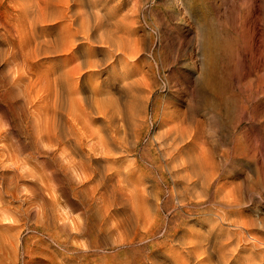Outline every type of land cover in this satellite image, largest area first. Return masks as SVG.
<instances>
[{"label":"rangeland","instance_id":"374dc122","mask_svg":"<svg viewBox=\"0 0 264 264\" xmlns=\"http://www.w3.org/2000/svg\"><path fill=\"white\" fill-rule=\"evenodd\" d=\"M29 2L0 0V264H264V0H74L76 11L85 16L90 27L94 25L93 32L106 40L108 31L119 26V33L136 38L140 49L139 58L129 57L128 74L121 75L131 76L129 81L135 79V86H126L127 79L120 82L124 88L119 84L111 87L115 80L111 78L108 85L97 88L101 93L96 96L102 97L101 101L104 98L102 104L98 101L100 106L113 111L119 105L134 109L138 116L131 119L125 135L129 143L126 140L113 151L102 139L105 121L90 113L85 121L80 120V128L74 125L72 129L71 138L81 143L72 140L74 144H62L65 147L53 143L55 120L59 117L55 125L60 130L64 127V133L70 121L67 111L54 117L55 85L49 88L55 70L62 69V57L59 53L27 56L28 46L33 48L40 39L30 42L27 37L30 21L24 5ZM122 22L129 27L123 29ZM97 24L102 25L100 29ZM38 29L40 34L42 28ZM24 32L27 34L22 35ZM103 39L90 44L94 49L91 57L109 62L112 58ZM117 65L125 67L122 62ZM99 69L87 76L93 87L109 72L114 75L110 68ZM43 83L48 91L53 88L51 93ZM47 93L51 95L47 97ZM42 116L50 129L43 127ZM182 133L187 135L182 138L189 140L182 139ZM176 145L179 148L173 149ZM106 148L111 150L107 158L103 155ZM68 154L73 158L68 156L70 163L65 157ZM90 155L99 159L87 163L85 173L72 166V160L84 163ZM144 222L150 224L142 229ZM126 223L134 229H128ZM202 233V243L213 237L209 253L199 250L200 255L192 256L186 243L192 234ZM220 243L225 244L219 247Z\"/></svg>","mask_w":264,"mask_h":264},{"label":"bare ground","instance_id":"6f19581e","mask_svg":"<svg viewBox=\"0 0 264 264\" xmlns=\"http://www.w3.org/2000/svg\"><path fill=\"white\" fill-rule=\"evenodd\" d=\"M35 1V0H34ZM82 1V0H81ZM27 2V1H26ZM28 2H29V0H28ZM80 3V2H79ZM75 4H76V2H74V0H37V2L36 3H31V2H29V4H27L26 3V5H24L25 6V8H24V12H25V16H27L28 17V19H29V21H30V27L28 26L27 28H28V32L27 31H25V32H27L29 35L27 36L28 37V40L31 42V40L34 42V40L36 41L38 38H40L39 40H37L36 42H35V44H34V47L33 48H30V46H28L29 47V49H28V52H27V56H29L30 58H33V57H37V56H39V55H42V54H45V55H51L52 53H54V54H56V53H59V55L62 57V59H61V62H62V69L60 70V71H58V69H57V71L55 70V76L54 77H52V76H50V79H51V77H52V79L54 80V83L53 84H51V83H49V84H51L50 86H49V88L52 86V87H54L53 85H55V92H52V96H53V93H54V96H53V101H54V108H55V110H56V115L54 116V117H58V116H60L61 114H63V113H65L66 111H67V115L70 117V121H68V123H69V126L66 128L67 129V131L68 132H66V133H64L63 131H62V129L64 128H62L61 130H60V128L59 129H57L56 128V123H57V119L59 118H55L56 120H55V124L53 125L54 127H55V129H51L52 130V132H54V134H53V138H54V142L52 141L53 139L52 138H50V140L53 142V143H55L54 145L55 146H64L65 147V145H62V144H65V143H68L69 145L71 144V143H73V141H76L77 139H73V138H71V135H73V131H72V129L74 130L75 128H74V125L75 126H77V127H79V125H82V124H79L80 123V120L82 119V120H84L83 118L85 117V115H88L89 113L90 114H96V116H98V117H100V118H102V120L103 121H105V124H104V127L105 128H103L104 129V131H105V134H104V132H103V136H102V139H103V142H104V145H106V147H108V149H112V151H113V149H115V148H118V147H120V146H124V144H126L129 140L126 138V133H127V131L131 128V126H132V118H135V116L137 115L136 114V112H135V110L133 111V110H129L128 108H127V110H125V109H123L121 106H117V108H113L112 106H113V103H111V101H112V99L110 100V102L108 101L109 99L107 98L106 100L108 101L107 103H110V104H112V108L114 109H112L113 111H110V107L108 108V109H106V108H104V107H102V106H105L104 104L102 105V106H100V103L98 102V101H101L100 99L102 98H100L99 99V97L98 96H96V95H98V93H101L100 91V89H97V88H101V85H103V83L104 84H109L110 83V80H111V78L112 79H115L114 80V82H111V87H113V86H116V85H122V83L120 84V82H123V81H126L127 79H128V81H129V78L131 77H129V75L127 76H124V77H121V75H123V73L124 72H126L127 74H128V68H126V66H128L130 63H129V57H131V58H139V47H138V42H137V40H136V38L134 39V38H130L129 36H127L126 34H123V33H119V26H117V28L116 29H110L108 32H109V34L107 35V39L106 40H104L103 39V37H102V35H99L97 32H96V30L93 32V29H92V27H94V25L92 26L91 25V27H90V25H89V23H87L86 21L87 20H85V16L83 17V15L80 13V11H76L77 9L75 8L76 6H75ZM78 10H80V9H78ZM82 11V10H81ZM86 11V10H85ZM90 12V11H89ZM86 13V12H85ZM88 13V12H87ZM86 13V14H87ZM97 13V12H96ZM93 14H95V13H93ZM98 14V13H97ZM96 14V15H97ZM91 15V14H90ZM88 16V15H87ZM91 17V16H90ZM90 17H87V18H90ZM96 17V16H95ZM98 17V16H97ZM102 17V16H101ZM92 19V18H91ZM95 19V18H94ZM105 19H106V17H105ZM27 20V19H26ZM99 20V19H98ZM120 20V19H119ZM101 21V20H100ZM99 21V22H100ZM103 21H104V18H103ZM125 21V20H124ZM97 22V21H96ZM98 22V23H99ZM118 23V22H117ZM91 24V23H90ZM94 24V23H93ZM105 24V23H104ZM109 24H110V22H109ZM122 24H124V25H122V27H123V29L124 28H127V27H129V24L128 23H125V22H122ZM24 25V24H23ZM98 25V28H99V25L100 24H97ZM96 25V26H97ZM27 26V25H26ZM102 25H100V27H101ZM104 26V25H103ZM42 28V30H41V32H40V34L38 33L40 30L38 29V28ZM53 28H55L54 30H53ZM119 28V29H118ZM21 29V28H20ZM95 29V28H94ZM100 29V28H99ZM99 29H97V30H99ZM122 29V28H121ZM52 30V31H51ZM104 30V29H103ZM102 30V31H103ZM54 31H56V32H54ZM21 33L22 35H26L27 33ZM124 32V31H123ZM127 32V31H126ZM50 35H49V34ZM131 33V32H130ZM107 34V33H106ZM32 36L34 39H30V37L29 36ZM51 35H52V37H51ZM20 37H21V35H20ZM100 38H102L103 39V45L104 46H106L107 47V49H108V54H109V57H110V61L108 62V61H104V60H100V58H99V60H95V59H93L92 57H91V54L94 52V49H92L91 47H90V44L92 45V43L93 42H98L99 40H100ZM32 42V43H33ZM143 43V42H142ZM22 44V43H21ZM28 44V43H27ZM30 44V43H29ZM94 44V43H93ZM100 44V43H99ZM14 46V45H13ZM31 46H33V45H31ZM25 47V46H24ZM24 47H23V49H24ZM27 47V48H28ZM26 48V47H25ZM106 49V48H105ZM77 51V53L75 54V55H72V52L73 51ZM26 51H27V49H26ZM143 51V50H142ZM14 54V53H13ZM72 55V56H71ZM27 56H25V59H26V57ZM96 56V55H95ZM24 57V56H23ZM29 57H28V59L27 60H29ZM103 58V57H102ZM37 59V58H36ZM105 59V58H104ZM108 60V59H107ZM35 62H36V60H35ZM118 62H122L123 63V65L125 66V67H118ZM22 63H24V62H22ZM31 63V62H30ZM17 64V63H16ZM36 64V63H35ZM121 64V63H120ZM18 65H19V63H18ZM29 65V64H28ZM35 66V65H34ZM104 66V67H103ZM18 67V66H17ZM26 67V66H25ZM25 67H24V69H25ZM15 68V67H14ZM99 68H101V69H99ZM106 68H110V69H112L113 70V73H114V75H112L111 76V74H110V72H109V74L108 75H106V77L102 80V81H100V82H98L97 84H94L95 86L93 87L92 86V84L90 83V82H88V80H87V76L88 75H90L91 74V70H100L101 72H102V70L103 71H105L106 70ZM21 69V68H20ZM47 71V70H46ZM107 71V70H106ZM54 72V71H53ZM99 73V72H98ZM97 73V74H98ZM28 74V73H27ZM47 75V74H46ZM22 76H24V75H22ZM91 76V75H90ZM143 77V76H142ZM25 78V77H24ZM37 78V77H36ZM49 78V77H48ZM137 78V77H136ZM20 79V78H19ZM43 80H44V78H43ZM46 80V79H45ZM48 80V79H47ZM52 80V81H53ZM133 80V79H132ZM137 80H139V79H137ZM22 81V80H21ZM24 81V80H23ZM31 81V80H30ZM38 81V80H37ZM90 81V80H89ZM97 81V80H96ZM95 81V82H96ZM127 81V83H126V86H128V87H130L129 85H133V86H135V84H137L136 82L134 83V81H136L135 79H134V81H129L128 82ZM93 82V81H92ZM138 82V81H137ZM141 82V81H140ZM26 83H28V82H26ZM38 83V82H37ZM46 83H47V81H46ZM32 84V83H31ZM35 84V83H34ZM33 84V85H34ZM44 85H45V83H43ZM124 84V83H123ZM138 84H141V83H138ZM155 84H157V83H155ZM0 85H2V84H0ZM125 85V84H124ZM124 85H122V87L124 86ZM24 86V85H23ZM34 86H36V89H37V84L36 85H34ZM43 86V85H42ZM44 88L46 87L47 88V90L46 91H48V87H47V85H45V86H43ZM43 87H42V89H43ZM117 87V86H116ZM121 86H120V88H122ZM26 88V87H25ZM24 88V89H25ZM32 88V86H30V89ZM35 87H33V89H34ZM40 88H41V86H40ZM107 88H110V87H107ZM119 88V87H118ZM119 88V89H120ZM124 88V87H123ZM127 88V87H126ZM133 88V87H132ZM32 89V90H33ZM51 89H53V88H51ZM51 89H50V91H48V92H50L51 93ZM111 89V88H110ZM118 89V90H119ZM27 90V89H26ZM25 90V91H26ZM39 90V89H38ZM106 90V89H105ZM122 90V89H121ZM128 90H129V88H128ZM6 91V90H5ZM33 91H35V89L33 90ZM33 91H32V93H33ZM40 91V90H39ZM42 91V90H41ZM40 91V92H41ZM44 91V90H43ZM53 91V90H52ZM107 92L109 91V90H106ZM124 91V90H123ZM134 91V90H133ZM150 91V90H149ZM14 92V91H13ZM29 92H30V90H29ZM104 92V91H103ZM114 92V91H113ZM151 92V91H150ZM149 92V93H150ZM39 92H37V94H38ZM84 93V94H83ZM85 93H86V95H85ZM106 93V92H105ZM111 93V92H110ZM130 93H131V91H130ZM132 93H135V92H132ZM29 94V93H28ZM36 94V95H37ZM81 94H83L84 96H82ZM88 94V95H87ZM90 94V95H89ZM108 94V93H107ZM119 94V93H118ZM121 94V93H120ZM36 95H35V97H36ZM51 95V94H50ZM48 93H47V97L48 96H50ZM81 95V96H80ZM101 95H103V93L101 94ZM130 95V94H129ZM135 95V97L138 95V94H134ZM32 96V95H31ZM38 96H39V94H38ZM45 96V95H44ZM100 96V95H99ZM105 96V95H104ZM113 96H115V95H113ZM121 96V95H120ZM46 97V98H47ZM96 97H97V99H96ZM108 97V96H107ZM119 97V96H118ZM141 97V96H140ZM92 98V99H91ZM122 98V97H121ZM138 98H139V96H138ZM27 99V98H26ZM36 99V98H35ZM51 99V98H50ZM99 99V100H98ZM104 99V98H103ZM103 99H102V101H103ZM114 99V98H113ZM116 99V98H115ZM124 99H125V97H124ZM128 99H131V98H128ZM144 99V98H143ZM3 100V99H2ZM16 100H17V98H16ZM120 100V99H119ZM137 100V99H136ZM146 100V99H145ZM101 101V104L103 103ZM115 101V100H114ZM124 101V100H123ZM139 101V100H138ZM142 101H144V100H142ZM115 102H117V101H115ZM114 102V103H115ZM120 102V101H119ZM119 102H117V103H119ZM127 102V101H126ZM125 102V103H126ZM130 102V101H129ZM134 102V101H133ZM47 103H49V101L47 102ZM50 103H52L53 104V102H50ZM106 103V104H107ZM121 103L122 102H120L119 104L121 105ZM52 104H50V105H52ZM109 104V105H110ZM116 104V103H115ZM127 104V103H126ZM125 104V105H126ZM129 104V103H128ZM132 104V103H131ZM49 105V106H50ZM137 106H138V104H136ZM144 105V104H143ZM45 106H47V105H45ZM48 106V110H51V109H49V108H52V107H49ZM128 106V105H127ZM132 106V105H131ZM130 105H129V107H131ZM142 106V105H141ZM114 107H116V106H114ZM133 108L135 107L136 108V106H132ZM131 107V108H132ZM47 108V107H46ZM145 108V107H144ZM53 109V108H52ZM45 110V109H44ZM47 110V109H46ZM45 110V111H46ZM47 110V112L49 113V111ZM54 110V111H55ZM116 110V111H115ZM176 110V109H175ZM41 111V110H40ZM141 111V110H140ZM165 111V110H164ZM146 112V111H145ZM46 113V112H45ZM50 113H51V111H50ZM52 113H53V111H52ZM55 113V112H54ZM41 114V113H40ZM148 114V113H147ZM166 114V113H165ZM177 114H178V112H177ZM42 115H44L43 113H42ZM171 115V114H170ZM52 116V118L51 119H54L53 118V114L51 115ZM141 116V115H140ZM144 116V115H143ZM175 115H173L172 117H174ZM41 117V116H40ZM43 117V116H42ZM44 117H45V115H44ZM44 117L41 119L42 121V123H43V127L45 126V125H48L47 127H45V128H48V129H50V126L51 125H49L48 123L47 124H44V123H46L47 121H45L44 122V120H46V119H44ZM50 117V116H49ZM48 117V118H49ZM91 117V116H90ZM97 117V118H98ZM136 117H138V116H136ZM145 117V116H144ZM61 118V117H60ZM87 118V117H86ZM99 118V119H100ZM180 118V117H179ZM11 119V118H10ZM51 119L49 120V121H51ZM68 119V118H67ZM88 119V118H87ZM171 119V118H170ZM186 119V118H185ZM30 120V119H29ZM40 120V119H39ZM60 120V119H59ZM97 120V119H96ZM136 121H137V119H135ZM134 120V121H135ZM161 120V119H160ZM181 120V119H180ZM22 121V120H21ZM85 121V120H84ZM84 121H81V122H84ZM88 121V120H87ZM90 121V120H89ZM94 121H95V119H94ZM103 121H101V122H103ZM52 122V121H51ZM51 122H49V123H51ZM176 122V121H175ZM191 122V121H190ZM189 122V123H190ZM40 123V122H39ZM61 123V122H60ZM68 123H67V125H68ZM92 123V122H91ZM137 123H138V121H137ZM10 124V123H9ZM41 124V123H40ZM39 124V125H40ZM79 124V125H78ZM84 124H85V122H84ZM87 124H89V123H87ZM141 124V123H140ZM177 123H175L174 125H176ZM86 125V124H85ZM102 125H103V123H102ZM106 125V126H105ZM136 125V124H135ZM151 125V124H150ZM172 125V124H171ZM180 125V124H179ZM178 125V126H179ZM200 125V124H199ZM16 126V125H15ZM41 126V125H40ZM40 126H39V130H40ZM52 126V128H54ZM58 126V125H57ZM137 126H138V124H137ZM140 126V125H139ZM43 127H42V129H43ZM86 128V126H83V128ZM91 127V126H90ZM172 127V126H171ZM183 127V126H182ZM197 127H198V125H197ZM196 127V128H197ZM12 128V127H11ZM80 128V127H79ZM78 128V129H79ZM95 128V127H94ZM97 128V127H96ZM107 128V130H105ZM38 129V128H37ZM48 129H43L44 131H48V132H50L51 130H48ZM57 129V130H56ZM134 129V128H133ZM167 129V128H166ZM174 129V128H173ZM185 129V128H184ZM190 129V128H189ZM38 130V131H39ZM77 130V129H76ZM81 130H82V128H81ZM81 130H78L79 132L81 131ZM94 130V129H93ZM99 130H101V129H99ZM141 130V129H140ZM179 130V129H178ZM180 130H182V129H180ZM187 130V129H186ZM37 131V132H38ZM77 131V132H78ZM83 131H84V129H83ZM86 131H87V129H86ZM94 131H96V130H94ZM134 131V130H133ZM132 131V132H133ZM161 131H163V130H161ZM167 131V130H166ZM169 131V130H168ZM172 131V130H171ZM176 131H177V128H176ZM175 131V132H176ZM188 131V130H187ZM187 131H186V133H185V131L183 132V133H185V134H187ZM41 132V131H40ZM46 133V134H50V133ZM75 132V131H74ZM85 132V131H84ZM100 132V131H99ZM132 132H130V134H132ZM191 132V131H190ZM41 133H43V132H41ZM40 133V134H41ZM81 133V132H80ZM80 133H76V134H80ZM92 133V132H91ZM94 133V132H93ZM123 133H125L124 135H123ZM159 133H161L160 131H159ZM166 133V132H165ZM169 133V132H168ZM177 133V132H176ZM181 133V132H180ZM179 133V134H180ZM181 134L180 136H181V138L185 135V134ZM196 133V132H195ZM140 134V133H139ZM158 134V133H157ZM156 134V135H157ZM189 134V135H188ZM188 137H192L191 135H190V133L188 132ZM193 134V133H192ZM38 135V134H37ZM36 135V136H37ZM45 134H43V137H45L44 136ZM85 135H87V133L85 132ZM134 135V134H133ZM187 135H185L184 137L186 138V136ZM199 135V134H198ZM39 136V135H38ZM84 136V135H83ZM82 135L80 136V137H83ZM180 136L178 137V139L179 140H181L180 139ZM22 137V136H21ZM47 137H48V140H49V136L47 135ZM73 137H74V135H73ZM76 137H78V136H76ZM79 137V138H80ZM88 136H86V138H87ZM134 137V136H133ZM138 137V136H137ZM163 137H164V135H163ZM198 136H196V139L195 140H197L198 138H197ZM1 138V137H0ZM78 138V139H79ZM154 138V137H153ZM158 138V137H157ZM176 138H177V134H176ZM36 139V138H35ZM80 139H82V138H80ZM85 139V138H84ZM139 139V138H138ZM161 139V138H160ZM167 139V138H166ZM171 139V138H170ZM182 139H184V138H182ZM49 140V141H50ZM73 140V141H72ZM126 140H127V142H126ZM132 140V139H131ZM136 140V139H135ZM153 140V139H152ZM185 140V139H184ZM187 140H189V139H187ZM187 140H185V141H187ZM34 141V140H33ZM44 141H45V139H44ZM48 141V142H49ZM79 141V143H81L82 141H80V140H77V142ZM172 141H173V138H172ZM37 142V141H36ZM133 142V141H132ZM167 142H168V140H167ZM174 142V141H173ZM179 142V141H178ZM181 142V141H180ZM192 142V141H191ZM27 142H25V144H26ZM46 143H47V141H46ZM51 143V142H50ZM50 143H49V145H50ZM129 143V142H128ZM135 143V142H134ZM137 143V142H136ZM187 143V142H186ZM185 143V144H186ZM22 144V143H21ZM23 144H24V142H23ZM22 144V146H25V145H23ZM30 144V143H29ZM74 144V143H73ZM72 144V145H73ZM78 144V143H77ZM97 144V143H96ZM133 144V143H132ZM166 144V143H165ZM181 144V143H180ZM179 144V145H180ZM190 144V143H189ZM35 145V144H34ZM51 145H52V147L54 148L55 146H53V144L51 143ZM51 145L49 146V148H51ZM68 145V146H69ZM72 145H71V147H72ZM81 145V144H80ZM80 145H79V147H80ZM84 145V144H83ZM83 145H82V147H83ZM95 145V144H94ZM128 145V144H127ZM175 145V144H174ZM47 146H48V144H47ZM77 146V145H76ZM102 146H103V144H102ZM101 146V147H102ZM159 146V145H158ZM160 146H162V145H160ZM187 146V145H186ZM40 147V146H39ZM38 147V148H39ZM63 147V148H64ZM70 147V148H71ZM104 147V146H103ZM126 147V146H125ZM154 147V146H153ZM37 147H36V149H38ZM44 148H46V147H44ZM53 148H51V149H53ZM56 148V147H55ZM58 148V147H57ZM73 148V147H72ZM71 148V149H72ZM76 147L74 146V150H76L75 149ZM105 148V147H104ZM103 148V149H104ZM122 148V147H121ZM159 148V147H158ZM175 148H179L177 145H176V147H174L173 149H175ZM181 148V147H180ZM61 149V148H60ZM102 149V150H103ZM107 149V148H106ZM106 150V154H103L106 158L108 157V154L110 155V153H111V150ZM156 149V148H155ZM182 149V148H181ZM47 150H49V149H47ZM121 150V149H120ZM122 150H123V148H122ZM125 150V149H124ZM150 150V149H149ZM177 150V149H176ZM179 150V149H178ZM177 150V151H178ZM187 150V149H186ZM191 150V149H190ZM77 151V150H76ZM76 151H74V152H76ZM36 152V151H35ZM144 152V151H143ZM186 152V151H185ZM101 153H104L103 151H101ZM151 153V152H150ZM204 153V152H203ZM22 154V153H21ZM55 154V153H54ZM100 154V153H99ZM114 154H116V153H114ZM68 156H69V158H70V156L71 155H67V156H65L66 157V159H68ZM103 156V157H104ZM188 156H190V155H188ZM196 156H197V154H196ZM203 156V155H202ZM90 158H87L86 160H87V162H85L84 161V163H82L81 162V160H80V162H79V160L76 162V161H73L72 160V162L73 163H71L72 164V166H78V168H81V169H84V168H86V169H88V165H87V163L89 164V165H91V161L92 160H97V159H99V158H97V159H93V156L92 155H90L89 156ZM104 157V158H105ZM186 157H187V154H186ZM14 158V157H13ZM52 158H54V157H52ZM75 158V157H74ZM70 159H73V158H70ZM70 159H68L69 160V163L71 162L70 161ZM81 159V158H80ZM187 159H189V158H187ZM208 159V158H207ZM206 159V160H207ZM23 160V159H22ZM67 160V161H68ZM160 160V159H159ZM189 160H191V159H189ZM195 160V159H194ZM197 160H198V158H197ZM53 161V160H52ZM135 161V160H134ZM133 161V162H134ZM177 161H178V159H177ZM186 161V160H185ZM196 161V160H195ZM199 161V160H198ZM208 161H209V159H208ZM65 162V161H64ZM170 162V161H169ZM189 162V161H188ZM190 162H194V161H190ZM209 162H211V160L209 161ZM61 163V162H60ZM130 163V162H129ZM178 163V162H177ZM184 163V162H183ZM182 163V164H183ZM195 163V162H194ZM212 163V162H211ZM66 164H68V163H66ZM101 164V163H100ZM185 164H186V162H185ZM209 164V163H208ZM108 165V164H107ZM152 165V164H151ZM173 165V164H172ZM178 165V164H177ZM189 165H191V164H189ZM196 165H197V163H196ZM202 165V164H201ZM19 166V165H18ZM55 166V165H54ZM68 166V165H67ZM70 166V165H69ZM86 166H88V167H86ZM94 166H96V165H94ZM110 166H111V164H110ZM198 166V165H197ZM16 167V166H15ZM65 167H66V165H65ZM64 167V168H65ZM101 167V166H100ZM173 167H175V166H173ZM180 167H181V165H180ZM202 167V166H201ZM11 168V167H10ZM35 168V167H34ZM67 168L68 167H66V170H67ZM69 168H71V166L69 167ZM77 168V169H78ZM96 168V167H95ZM108 168H109V166H108ZM115 168V167H114ZM169 168V167H168ZM178 168V167H177ZM199 168V167H198ZM63 169V168H62ZM75 169V168H74ZM86 169H84L83 170V172L85 173V170ZM91 169V168H90ZM117 169V168H116ZM171 169V168H170ZM169 169V170H170ZM174 169V168H173ZM200 169V168H199ZM198 169V170H199ZM204 169V168H203ZM55 170V169H54ZM53 170V171H54ZM78 170H80V169H78ZM172 170V169H171ZM190 170V169H189ZM56 172H57V170H55ZM82 171V170H81ZM96 171V170H95ZM108 171V170H107ZM116 171V170H115ZM197 171V170H196ZM87 172H88V170H87ZM91 172V171H90ZM106 172V171H105ZM111 172V171H110ZM198 172V171H197ZM197 172H196V174H197ZM24 173V172H23ZM42 173V172H41ZM81 173V172H80ZM92 173V172H91ZM193 173V172H192ZM200 173H202L201 171H200ZM206 173H207V171H206ZM205 173V174H206ZM211 173V172H210ZM2 174V173H1ZM53 174V173H52ZM70 174V173H69ZM95 174H96V172H95ZM98 174V173H97ZM96 174V175H97ZM106 174H107V172H106ZM113 174V173H112ZM54 175V174H53ZM82 175V174H81ZM86 175H88V174H85L84 176H86ZM123 175V174H122ZM199 175V174H198ZM202 175V174H201ZM209 175V174H208ZM211 175V174H210ZM22 176V175H21ZM55 176H56V173H55ZM92 176V175H91ZM124 176V175H123ZM170 176V175H169ZM184 176V175H183ZM215 176V175H214ZM82 177V176H81ZM95 177V176H94ZM178 177V176H177ZM188 177V176H187ZM207 177H209V176H207ZM196 178V177H195ZM125 179V178H124ZM191 179V178H190ZM203 179V178H202ZM3 180V179H2ZM27 180V179H26ZM85 180V179H84ZM201 180V179H200ZM15 181V180H14ZM32 181V180H31ZM95 181V180H94ZM213 181V180H212ZM117 182V181H116ZM157 182V181H156ZM186 182V181H185ZM197 182V181H196ZM200 182V181H199ZM203 182V181H202ZM15 183V182H14ZM100 183V182H99ZM17 184H18V181H17ZM89 184H90V182H89ZM151 184V183H150ZM176 184V183H175ZM187 184V183H186ZM203 184V183H202ZM208 184V183H207ZM54 186V185H53ZM126 186V185H125ZM92 187V186H91ZM94 187V186H93ZM92 187V188H93ZM113 187V186H112ZM176 187V186H175ZM189 187V186H188ZM208 187H210V186H208ZM75 188V187H74ZM91 188V189H92ZM179 188V187H178ZM207 188V187H206ZM205 188V189H206ZM36 189V188H35ZM95 189V188H94ZM104 189V188H103ZM145 189V188H144ZM209 189V188H208ZM98 190V189H97ZM96 190V191H97ZM116 190V189H115ZM190 190V189H189ZM207 190V189H206ZM218 190H220V189H218ZM92 191V190H91ZM96 191H94V192H96ZM111 191V190H110ZM147 191H148V189H147ZM147 191H146V194H147ZM150 191V190H149ZM161 191V190H160ZM159 191V192H160ZM169 191V190H168ZM199 191V190H198ZM93 192V193H94ZM190 192V191H189ZM202 192V191H201ZM220 192V191H219ZM92 193V192H91ZM100 193V192H99ZM111 193V192H110ZM182 193V192H181ZM180 193V194H181ZM204 193V192H203ZM13 194V193H12ZM51 194V193H50ZM53 194V193H52ZM72 194V193H71ZM95 194V193H94ZM139 194H141V193H139ZM139 194H138V196H139ZM144 194V193H143ZM151 194V193H150ZM178 194V193H177ZM199 194V193H198ZM219 194V193H218ZM14 195V194H13ZM38 195V194H37ZM104 195V194H103ZM120 195V194H119ZM124 195H125V193H124ZM220 195H221V193H220ZM93 196V195H92ZM118 196V195H117ZM122 196V195H121ZM148 196V195H147ZM198 196V195H197ZM201 196V195H200ZM199 196V197H200ZM222 196V195H221ZM227 196V195H226ZM15 197V196H14ZM53 196H51V198H52ZM56 197V196H55ZM145 197H146V195H145ZM150 197V196H149ZM195 197V196H194ZM201 197H203V196H201ZM31 198V197H30ZM71 198V197H70ZM69 198V199H70ZM97 198V197H96ZM133 198V197H132ZM234 198V197H233ZM29 199V198H28ZM80 199V198H79ZM95 199V198H94ZM100 199V198H99ZM106 199V198H105ZM126 199V198H125ZM138 199V198H137ZM149 198H147L146 199V201L148 200ZM53 200V199H52ZM83 200H84V198H83ZM173 200V199H172ZM178 200V199H177ZM237 200V199H236ZM239 200V199H238ZM73 201V200H72ZM136 201V200H135ZM138 201H139V199H138ZM145 201V202H146ZM181 201V200H180ZM53 202V201H52ZM106 202V201H105ZM199 202V201H198ZM202 202V201H201ZM46 203V202H45ZM147 203H149L150 204V201L149 202H147ZM179 203V202H178ZM194 203V202H193ZM73 204V203H72ZM136 204V203H135ZM195 204H196V202H195ZM131 205V204H130ZM128 206V205H127ZM137 206V205H136ZM135 206V207H136ZM158 206V205H157ZM230 206V205H229ZM126 207V206H125ZM150 207V206H149ZM136 209V208H135ZM134 209V210H135ZM140 209V208H139ZM142 209V208H141ZM141 209L139 210L140 212H141ZM149 209H151V207L149 208ZM173 209V208H172ZM87 210V209H86ZM133 210V211H134ZM148 210V209H147ZM152 210V209H151ZM199 210V209H198ZM146 211V210H145ZM82 212V211H81ZM85 212V211H84ZM122 212V211H121ZM149 212V211H148ZM200 212H202L201 210H200ZM215 212V211H214ZM226 212V211H225ZM197 213V212H196ZM84 214V213H83ZM108 214V213H107ZM122 214V213H121ZM144 214V213H143ZM220 214V213H219ZM130 215H131V217H133L134 215H135V213H134V215L133 214H131L130 213ZM133 215V216H132ZM148 214L146 213V215H144L143 217H148L147 216ZM229 215V214H228ZM228 215H226V216H228ZM125 216V215H124ZM141 216V215H140ZM155 216V215H154ZM158 216V215H157ZM216 216V215H215ZM219 216V215H218ZM221 216V215H220ZM219 216V217H220ZM127 218H129L128 217V215L126 216ZM131 217H130V219H131ZM121 218H123V217H121ZM145 218H143V219H145ZM214 218V217H213ZM216 218V217H215ZM215 218H214V220H215ZM229 218V217H228ZM61 219V218H60ZM126 219V218H125ZM124 219V220H125ZM136 219V217L134 218V220ZM140 219V218H139ZM139 219L137 220L136 219V221H138V222H140L139 221ZM149 219H150V217H149ZM221 219V218H220ZM126 220H128V222L130 221L129 219H126ZM147 219H145V221H146ZM219 220V219H218ZM218 220H215L216 222L218 221ZM231 220H232V218H231ZM234 220V219H233ZM79 221V220H78ZM84 221V220H83ZM119 221V220H118ZM132 222H134L133 220H131ZM130 221V223H132ZM135 221V222H136ZM220 221H222V219L220 220ZM230 221V220H229ZM239 221V220H238ZM77 222V221H76ZM82 222V221H81ZM120 222L122 223L123 221H122V219L120 220ZM135 222H134V224H135ZM152 222V221H151ZM216 222H214V223H216ZM219 222V221H218ZM223 222V221H222ZM221 222V223H222ZM241 222V221H240ZM255 222H256V220H255ZM84 223V222H83ZM86 223V222H85ZM123 223H125V222H123ZM122 223V224H123ZM137 223V222H136ZM144 223H146V222H144ZM156 223V222H155ZM238 223V222H237ZM244 223H245V221H244ZM243 222H242V224H244ZM254 223V222H253ZM257 223V222H256ZM126 224H128V223H126ZM148 224V222L146 223V224H143V226H141V228L143 229V227L145 226V225H147ZM150 224V223H149ZM148 224V225H149ZM219 224V223H218ZM247 224V223H246ZM246 224H244V227L246 226ZM118 225V224H117ZM130 224H128V229H129V227H131V226H133V224H131L130 226H129ZM136 225V224H135ZM140 225V224H139ZM147 225V226H148ZM210 225H212V224H210ZM220 225V224H219ZM248 225V224H247ZM80 226V225H79ZM125 225L123 224V226L121 225V227H124ZM127 226V225H126ZM147 226H145V227H147ZM209 226V225H208ZM228 226V225H227ZM235 226V225H234ZM118 227H120V224L118 225ZM150 227V226H149ZM180 227V226H179ZM133 229H134V226L132 227ZM148 228V227H147ZM169 228V227H168ZM206 228V227H205ZM212 228V227H211ZM215 228V227H214ZM223 228V227H222ZM239 228V227H238ZM245 228H247V226L245 227ZM81 229V228H80ZM121 229V228H120ZM123 230H124V228H122ZM121 229V230H122ZM133 229H130V231L131 230H133ZM141 229V230H142ZM179 229V228H178ZM125 230H127V229H125ZM149 230V229H148ZM169 230V229H168ZM167 230V231H168ZM171 230V229H170ZM198 230V229H197ZM196 230V232H198ZM224 230H225V228H224ZM129 230H128V232L129 233H131ZM138 231V230H137ZM147 231V230H146ZM176 231V230H175ZM180 231H181V229H180ZM189 231H191V229L189 228ZM188 231V232H189ZM192 231H195V229H193ZM221 231H223V230H221ZM220 231V232H221ZM237 231V230H236ZM149 232H150V230H149ZM226 232V231H225ZM224 232V233H225ZM231 231H229L228 233H230ZM239 232V231H238ZM237 232V233H238ZM241 232V231H240ZM118 233V232H117ZM126 233H127V231H126ZM144 233V232H143ZM145 233H148V232H145ZM180 233V232H179ZM181 233H182V231H181ZM190 233V232H189ZM189 233H186V235L187 234H189ZM191 233H194V232H191ZM190 233V234H191ZM232 233V232H231ZM85 234V233H84ZM124 234V233H123ZM128 234V233H127ZM127 234H126V236H127ZM174 234V233H173ZM172 234V235H173ZM178 234V233H177ZM190 234L188 235V236H190ZM203 234L204 233H202V234H199L200 236H197V234H192V236L191 237H189V238H191V240H190V242L189 241H187V245H188V247H187V251L189 252V254H191L192 256L193 255H200V254H197V252L199 251V250H202L201 251V253H209L207 250L209 249V245L212 243V242H210L212 239H213V237H211V240L210 239H206V242L205 243H202L201 242V237L203 236ZM221 234V233H220ZM226 234H227V232H226ZM225 234V235H226ZM239 234V233H238ZM86 235V234H85ZM138 235V234H137ZM148 235V234H147ZM170 234H168V236H169ZM180 236H181V234H179ZM197 237H196V236ZM212 235H213V232H212ZM212 235H210L209 234V237L210 236H212ZM230 235H232V234H228L227 236H230ZM240 235V234H239ZM119 236V235H118ZM129 236H131V234H129ZM140 236H142V235H140ZM144 236V235H143ZM149 236V235H148ZM168 236H167V238H168ZM176 236V235H175ZM178 236V235H177ZM183 236L186 238L187 236H185L184 234H183ZM182 236V237H183ZM207 236H208V234H207ZM224 236V235H223ZM226 236V237H227ZM242 236V235H241ZM120 237H122V236H120ZM151 237V236H150ZM183 237V238H184ZM208 237V238H209ZM218 237V236H217ZM222 237V236H221ZM225 237V238H226ZM231 237V236H230ZM235 237V236H234ZM254 238L256 237V236H253ZM258 237V236H257ZM256 237V238H257ZM132 238V237H131ZM130 238V239H131ZM139 238V237H138ZM143 238V237H142ZM171 238V237H170ZM175 237H174V235H173V239H174ZM177 238V237H176ZM180 238V237H179ZM255 238V239H256ZM262 238V237H261ZM132 239H134V237L132 238ZM144 239V238H143ZM172 239V238H171ZM172 239V241H174ZM223 239V238H222ZM226 239H228V237L226 238ZM225 239V240H226ZM230 239H232V237L230 238ZM250 239V238H249ZM122 240H124V239H122ZM216 240H218V238L216 239ZM239 240V239H238ZM259 240V239H258ZM261 240V239H260ZM219 241V240H218ZM217 241V242H218ZM227 241V240H226ZM241 241V240H240ZM167 242V241H166ZM171 242V241H170ZM191 244V245H189V243ZM216 242V241H215ZM219 242H221V241H219ZM218 242V243H219ZM222 242H223V240H222ZM228 242H230V241H228ZM233 242V241H232ZM238 242V241H237ZM247 242H249V241H247ZM94 243V242H93ZM174 243V242H173ZM176 243V242H175ZM179 243H181V242H179ZM182 243H184V242H182ZM181 243V244H182ZM252 243H254V242H252ZM177 244V243H176ZM217 244V243H216ZM221 244V243H220ZM223 244H225V243H223ZM223 244H221L219 247H221ZM232 244V243H231ZM230 244V245H231ZM180 245V244H179ZM182 245H185V244H182ZM219 245V244H218ZM229 245V244H228ZM227 245V247L229 248V246ZM263 245V244H262ZM213 245H211V247H212ZM224 246V245H223ZM256 246V245H255ZM210 247V248H211ZM214 247V246H213ZM257 247H259V245L257 246ZM96 248V247H95ZM183 248V247H182ZM216 248V247H215ZM250 248V247H249ZM211 249H213V248H211ZM210 249V250H211ZM230 249V248H229ZM233 249V248H232ZM236 249H237V247H236ZM256 249V248H255ZM215 250V249H214ZM222 251H224L223 249H222ZM222 251H221V253H222ZM227 251V250H226ZM229 251V250H228ZM216 252V251H215ZM225 252V251H224ZM254 252V251H253ZM129 253V252H128ZM179 253V252H178ZM214 253V252H213ZM228 254H229V252H227ZM231 253H233V252H231ZM132 254V253H131ZM212 254V253H211ZM187 255V254H186ZM202 255V254H201ZM214 255V254H213ZM212 255V256H213ZM227 255V254H226ZM230 256H231V254H229ZM245 255V254H244ZM258 255V254H257ZM196 256V257H197ZM211 256V255H210ZM211 256V257H212ZM217 256V255H216ZM228 256V255H227ZM233 256V255H232ZM189 257V256H188ZM195 257V258H196ZM200 257V256H199ZM206 257V256H205ZM222 257H225V255H223ZM141 258V257H140ZM218 258V257H217ZM216 258V259H217ZM227 258H229V257H227ZM251 258H253V257H251ZM193 259V258H192ZM199 259V258H198ZM200 259H203V258H200ZM206 259V258H205ZM218 259H220V258H218ZM261 259V258H260ZM149 260V259H148ZM180 260V259H179ZM187 261H188V259H186ZM208 260H211V259H208ZM208 260H206V261H208ZM215 260V259H214ZM214 260H212V261H214ZM223 260V259H222ZM222 260H220V261H222ZM154 261V260H153ZM178 261V260H177ZM177 261H175L174 260V262H177ZM199 261V260H198ZM216 261V260H215ZM224 261V260H223ZM226 261V260H225ZM181 262V261H180ZM180 262H177V263H180ZM189 262V261H188ZM251 262V261H250ZM257 262V261H256ZM255 262V263H256ZM210 263H211V261H210ZM216 263H218V262H216ZM227 263V262H226ZM181 264V263H180ZM213 264V263H212ZM223 264H225V263H223Z\"/></svg>","mask_w":264,"mask_h":264}]
</instances>
